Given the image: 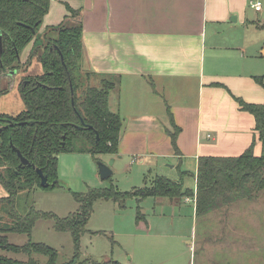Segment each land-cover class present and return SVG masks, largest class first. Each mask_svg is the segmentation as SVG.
Wrapping results in <instances>:
<instances>
[{"label":"crops","instance_id":"0c3cea01","mask_svg":"<svg viewBox=\"0 0 264 264\" xmlns=\"http://www.w3.org/2000/svg\"><path fill=\"white\" fill-rule=\"evenodd\" d=\"M250 1L51 0L40 31L80 18L85 65L119 78L109 96L110 109L123 122L119 151L105 154V163L125 157L131 168L141 161L161 176L194 177V187L183 180L194 190L200 156H238L251 145L255 117L241 110L234 96L264 103V86L254 78L260 73L252 53L223 31L247 21ZM67 6L79 16L71 17ZM32 46L33 41L22 51V62ZM260 50L253 56L264 57V47ZM168 108L181 128L179 153ZM255 152H261L260 141Z\"/></svg>","mask_w":264,"mask_h":264},{"label":"trees","instance_id":"16d2710c","mask_svg":"<svg viewBox=\"0 0 264 264\" xmlns=\"http://www.w3.org/2000/svg\"><path fill=\"white\" fill-rule=\"evenodd\" d=\"M51 0H0V38L2 53L0 71L21 72L37 58L44 68L41 74H26L20 82L24 110L17 115L0 113V184L7 191L0 197V250L25 254L26 260L0 254V264H57L58 251L46 243L30 240L24 245L9 242L10 233L31 235L35 222L48 213L40 212L22 200L20 192L32 193L41 186L37 169H42L51 183L60 184L59 160L64 152H84L92 155L117 154L121 138L122 118L109 107L112 89L119 85L116 76L98 75L85 65L82 41V21H66L40 31ZM72 16L79 10L67 6ZM69 17V16H68ZM68 19V18H67ZM264 28V23L259 25ZM56 36H52V34ZM33 41L28 59L20 57ZM98 78L99 85L93 84ZM255 80L264 86V76ZM239 108L255 117L256 136L251 145L238 156L202 155L198 158L196 189L185 188L183 181L158 175L149 186L120 191L110 187L75 193L79 210L56 219L58 230L70 231L76 241L74 256L62 264H126L116 259L96 261L82 258L79 239L87 231L94 204L100 199H113L125 206L130 196L196 199V217H202L222 206L255 198L264 191V103L248 102L234 96ZM168 115L174 131L170 132L176 151L181 128L174 124L170 108ZM261 152H255L256 142ZM11 143L29 160L22 165ZM136 217L143 218L139 208ZM45 260H43V257Z\"/></svg>","mask_w":264,"mask_h":264},{"label":"rangeland","instance_id":"374dc122","mask_svg":"<svg viewBox=\"0 0 264 264\" xmlns=\"http://www.w3.org/2000/svg\"><path fill=\"white\" fill-rule=\"evenodd\" d=\"M262 4L261 12L249 6L247 21H236L232 28L223 31L252 53L251 60L258 67V75L264 76V57L253 56L264 47V28L259 26L264 23V0ZM43 72L37 58L14 79L0 71V113L17 115L24 110L20 82L26 74ZM106 159L105 154L61 153L58 186H37L29 194L20 192L22 200L27 199L36 210L48 213V217L36 220L31 235L10 233L9 242L16 245L30 240L46 243L58 251L57 264L69 261L75 254L76 241L70 231L56 228V219L50 214L64 218L76 213L80 203L75 193L110 187L112 183L120 191H132L151 185L159 175L154 169L141 167V161L131 168L130 160L124 157L112 164L113 175L102 179L98 162L105 163ZM170 178L185 179V185L194 187V177ZM6 193L0 184V197ZM195 206L196 199L192 196L173 201L168 197L148 196L138 200L130 196L125 206L113 199L97 200L88 230L78 242L81 257L96 261L113 258L126 264H264V191L253 199L222 206L202 217H196ZM138 208L143 214L140 220L136 217ZM0 254L19 260L28 258L6 249H1Z\"/></svg>","mask_w":264,"mask_h":264},{"label":"water","instance_id":"95a60500","mask_svg":"<svg viewBox=\"0 0 264 264\" xmlns=\"http://www.w3.org/2000/svg\"><path fill=\"white\" fill-rule=\"evenodd\" d=\"M231 20H234V21L237 20L236 16L235 15L232 16ZM2 48H3L2 40L0 38V58H1ZM17 72H18L17 70H9V71H5L4 75L14 79ZM11 145H12L13 150L18 154L21 164L22 165L29 164L30 163L29 160L21 153V151L18 148H16L13 145V143H11ZM113 163H114V159H111L108 163H104L101 161L98 162L99 173L102 179L110 178L113 175V168H112ZM37 171L41 179L40 184L43 188H49L51 185L54 184L48 180V177L44 174L42 169L39 168L37 169Z\"/></svg>","mask_w":264,"mask_h":264},{"label":"built area","instance_id":"2783aa9c","mask_svg":"<svg viewBox=\"0 0 264 264\" xmlns=\"http://www.w3.org/2000/svg\"><path fill=\"white\" fill-rule=\"evenodd\" d=\"M250 6L254 8L256 11L262 10V1L261 0H251Z\"/></svg>","mask_w":264,"mask_h":264},{"label":"flooded vegetation","instance_id":"af4514ba","mask_svg":"<svg viewBox=\"0 0 264 264\" xmlns=\"http://www.w3.org/2000/svg\"><path fill=\"white\" fill-rule=\"evenodd\" d=\"M17 74H18V72H17ZM17 74H16V75H17Z\"/></svg>","mask_w":264,"mask_h":264}]
</instances>
